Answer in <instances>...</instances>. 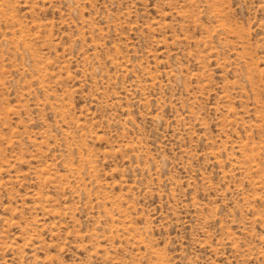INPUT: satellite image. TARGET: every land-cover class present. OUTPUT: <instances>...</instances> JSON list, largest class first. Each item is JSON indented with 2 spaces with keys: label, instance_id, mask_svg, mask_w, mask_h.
<instances>
[{
  "label": "rangeland",
  "instance_id": "rangeland-1",
  "mask_svg": "<svg viewBox=\"0 0 264 264\" xmlns=\"http://www.w3.org/2000/svg\"><path fill=\"white\" fill-rule=\"evenodd\" d=\"M0 264H264V0H0Z\"/></svg>",
  "mask_w": 264,
  "mask_h": 264
}]
</instances>
